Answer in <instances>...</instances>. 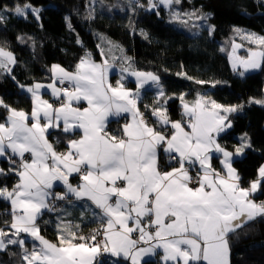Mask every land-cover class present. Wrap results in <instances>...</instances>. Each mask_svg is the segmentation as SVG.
I'll return each mask as SVG.
<instances>
[{"label":"snow or ice","instance_id":"obj_1","mask_svg":"<svg viewBox=\"0 0 264 264\" xmlns=\"http://www.w3.org/2000/svg\"><path fill=\"white\" fill-rule=\"evenodd\" d=\"M161 2L170 5L173 0ZM175 2L179 3V0ZM3 11H13L22 17L30 11L37 18L39 16L38 10L31 5H17ZM4 19L0 14V21ZM256 39L264 44V38ZM251 56V59L241 61L245 69L260 67L258 58H264V52H252ZM0 58H3L0 68L15 63L12 54L2 48ZM53 71L61 83L67 80L73 84L71 91L51 86L57 99L61 95L65 97L59 108L53 109L52 104L41 100L39 89L42 85L37 84L34 89H28L35 100L31 116L9 109L10 126L0 123V156L10 149L13 156L18 155L21 159V170L16 173L19 182L15 188L12 191L0 189V197L10 200L13 208L14 221L9 225L14 230L11 235L28 233L42 245L39 251L33 250L24 256L27 264H93L102 250L110 251L114 256L122 254L131 260V264H140V258L154 254L156 248H163L165 261L174 264H229L227 234L255 216L264 215V204L257 205L249 199L264 181V167L259 169L257 180L251 182L248 189L241 188L240 178L231 164L232 153L221 148L213 135L231 127L230 123H225L227 117L216 110L229 113L236 109L222 108L215 101L211 102V110L202 101L192 107L184 104L190 131L174 122L171 127L175 132L168 138L139 117L136 98L131 93L122 86L114 88L107 83L106 67L82 60L75 73L58 66H54ZM134 75L138 79L144 78L140 80L141 86L149 79L158 81L150 73ZM82 99L87 101L86 108L81 110L72 106L74 101L79 103ZM113 108V114L131 112L133 116V123L124 126L122 137L104 133L105 120ZM41 113L46 120L43 126ZM154 115L162 124L170 123L163 110H154ZM29 119L33 121L31 126ZM61 120L65 132L79 128L83 134L81 139L69 142L70 150L66 154L58 155L48 144L44 132L48 127H58ZM159 144L165 145L164 151L169 153L170 159L179 161V167L167 172L159 170L156 151ZM212 149L223 154L226 177L211 169L208 153ZM242 150L241 147L236 151ZM25 153L31 154V162L24 161ZM48 160H52L51 166ZM186 161L192 164L198 161L202 175L198 178L189 176L184 167ZM81 166H84L83 171ZM73 172L80 173L84 182L79 188H73L68 182ZM3 174L4 170L0 169V175ZM54 180L63 181L70 192L77 197H87L102 210V217L107 218L103 232L98 233L103 237L102 243L97 242L96 235H61L59 245L40 236L36 220L40 210L48 207V189ZM117 181L122 184L117 185ZM193 182L197 187L189 186ZM134 232L138 233L136 239L131 235ZM8 235L0 229V250L7 244H24L23 239L5 242L2 238ZM77 240L81 242L76 243Z\"/></svg>","mask_w":264,"mask_h":264},{"label":"trees","instance_id":"obj_2","mask_svg":"<svg viewBox=\"0 0 264 264\" xmlns=\"http://www.w3.org/2000/svg\"><path fill=\"white\" fill-rule=\"evenodd\" d=\"M149 2L0 0V14L5 17L0 21V48L15 57L12 67L7 64L0 68V101H3L0 123L4 124L11 115L9 109L31 113L33 97L24 89L51 82L54 65L76 72L82 60L101 62L112 54L121 58V50L130 56L125 61L129 60L132 70L156 75L164 89L161 97L153 89L146 90L139 101L140 110L151 118L154 126L163 128L154 110H163L171 122L183 121V103H193L200 97L236 109L227 115L232 129L220 137L219 143L232 152L247 146L246 156L236 160L234 166L241 176V185L248 187L258 178L264 162V106L258 103L264 100V62L260 72L242 77L231 68L229 54L233 42L241 39L235 19L241 21L242 29L264 36V0H179V3L173 0L169 9L158 3L151 9ZM27 4L40 9V20L31 13L22 17L13 11H3ZM174 10L179 18H174ZM199 18H204L207 27L200 26ZM260 48L264 51V45ZM120 78L114 75L111 83L119 85ZM125 84L137 88L132 80ZM49 137L63 153L79 133L59 129ZM214 162L218 165V158ZM0 169L4 170L0 189L12 191L18 183L16 173L21 170L20 164L1 158ZM260 191L257 201L264 202V181ZM66 206L48 211L39 221L41 235L58 245L60 235L54 217ZM13 221L9 200L0 198V229L11 232L9 225ZM104 222V219L83 220L75 233L85 237ZM227 239L231 264H264V216L228 234ZM26 249L30 253L39 251L31 241H26L25 246L10 244L0 252V264H27ZM100 264L131 263L125 259L112 262L110 258Z\"/></svg>","mask_w":264,"mask_h":264},{"label":"crops","instance_id":"obj_3","mask_svg":"<svg viewBox=\"0 0 264 264\" xmlns=\"http://www.w3.org/2000/svg\"><path fill=\"white\" fill-rule=\"evenodd\" d=\"M4 51L8 52L6 50H4ZM12 56L14 57L13 54H12ZM0 59H3V58H0ZM125 59H126V57H124V56H121V58H117L114 54H112L110 56V59L109 58H104L101 62L94 61V60H92L90 58H87L85 60L89 61V63H91V64H98L101 67H106L107 68V72H106L107 83L111 84L112 87H114V88L122 86L123 90L128 91L129 93H131V96L136 98V108L138 109L139 117L143 118V121L145 122V124H147L148 126L152 127L154 129V131L159 132L160 134L164 135L165 137L170 138L171 135L174 134V132H175V129H173L171 127V123H174V122L170 121V123H168L166 125L162 124L163 128H158V127L153 125L152 121H151L150 124L146 122L145 113H143L140 110V108H139V101L141 100V98H142V96H143V94H144V92L146 90L153 89V90L156 91V94L158 96H160V97L164 94V89H163L159 79H158V81H152L150 79L146 80L148 82H145L143 84V86H141V83L138 80L137 76L134 75V73H137L139 71L132 70L130 68V66H129V60L125 61ZM14 60H15V57H14ZM14 64L15 63H9L8 66L12 67ZM54 66H58L59 67V65H54ZM54 66L51 69V78H52L51 82H49V83H36L33 86H31V87L25 88L24 90L33 97L32 93L29 92L28 89L29 88H33L34 89L35 85H37V84L42 85V87L39 89V95H40L41 100L47 101L48 103L53 105V109H56V108L60 107L57 104V101L60 98L57 99V97L53 94V90H52L51 86L54 85L55 88L60 89L59 85H60L61 82H60V79L58 77V74L53 71ZM60 68H63V67H60ZM66 72H68V71H66ZM69 73H75V72H69ZM139 73L149 74V73H145V72H139ZM150 74H152V73H150ZM114 75H120L121 76V78H120L121 79V83L119 85H113L111 83V78ZM152 75H154V74H152ZM154 76H156V75H154ZM140 79H144V78L141 77ZM128 80H132L133 82H135L137 84L136 85L137 88L128 87L125 84V82L128 81ZM64 82H68V83L72 84L71 81L65 80ZM197 101H202L203 103H205L206 108L211 110V102L212 101L210 99L200 97ZM197 101H195L193 103H190V102H185V103H187L189 105V107H192L193 105L196 104ZM121 103H123V101H121ZM77 104H81L82 105V107L79 108L81 110H83L84 108L87 107V101H85L83 99L79 103L74 101L73 102V107H75ZM34 107H35V100L33 98V109H34ZM75 108H77V107H75ZM222 108H226V107H222ZM33 109H32V111H33ZM32 111H31V113H32ZM216 111H219L220 115H224L226 117H227V115H229L230 113L233 112L232 111V112H229V113H224L222 110H216ZM31 113H26V114L31 116ZM113 113H115V108H113L112 112H110L108 114V116H107V118L105 120L106 127L104 128V133H107L109 136L122 137V130H123L124 126L126 124H132L133 123L132 113L131 112H119L118 114H113ZM54 116H55V113L53 111V117ZM123 119L125 120V122L122 123L121 121ZM188 121H189V117L186 115L185 109H184V120L183 121H177L175 123H180L182 125V127H184L185 131H190V128L187 126L188 125ZM32 123H33V121L31 119H29V121H28L29 126H31ZM40 123H41V126H43L46 123V120L43 117V113H41ZM225 123L226 124L230 123L231 127H226V128H224L223 131L219 132L218 134L217 133H213V135L215 136L216 143L219 144L221 148H223L224 150L232 153V156H231L230 160H231L232 167L235 169L236 174L240 178L239 179V185H240L241 188L248 189L250 187V185L248 187H246V188L241 185V176L239 174V171L234 166V162L236 160H241V159H243L246 156V147L247 146H242L243 150L240 153H237V151L236 152L229 151V150H227V149H225L224 147L221 146V144L219 143L220 137H222L224 134H226L227 132H229L232 129V124H231V122H229L228 119L225 120ZM4 124L6 126H10L9 120L7 119V121ZM118 124H120L121 127L117 128L116 126ZM63 127H64L63 121L61 120L58 127L57 126L48 127V128H46V130L44 132V136H45L48 144H50L52 146L53 151H55L58 155L66 154L70 150L69 149V144H68V147H67L66 151L63 152V153H60L58 151V149L55 147V145L53 144V142L51 141L49 135L53 131H56V130H59V129L63 130ZM166 130H169L170 132L166 131ZM68 132H70V133H74V132L79 133V137L74 139V140L81 139L82 134H83V130L79 129V128H74V129H72V130H70ZM104 133H101V134L103 135ZM164 148H165L164 144H159V145H157V148H156L158 168H159V164L162 162L164 168L162 170L159 169L160 171H162V172L172 171L173 168L179 167V161H176V162L175 161H171L170 158H169V153L165 152ZM8 155H12L10 149H6V154L4 156H0V159L1 158H6ZM208 155L210 157L209 163L211 165V169H214L216 172L220 173L221 176H225L226 177L227 169L224 167L223 154L219 153V152H216L215 149H212V150L209 151ZM25 156L28 157V159L26 161L27 162H31V159H32L31 154L30 153H25L24 157ZM14 157L15 158H20L18 155L14 156ZM163 158H165V160H163ZM215 158H218V161H219L218 165H216L215 162H214ZM192 159L195 160V157H193ZM47 163L51 166L52 160H48ZM186 163H189V162L186 161L185 164ZM185 164H184V167H185ZM194 165L196 167H198V169L200 170L201 173H203V169L200 167L198 161H196L194 163ZM61 167H63V166H61ZM81 167L84 168V166H81ZM258 173H259V171H258ZM18 182H19V176H18ZM68 182H69V184L72 185L73 188H79V186L82 183H84L83 180L81 179L79 173H75V172H73L68 177ZM259 191H260V187L257 189L256 192L251 193L250 196H249V199H251L257 205L264 204V202H258L257 201L256 195L258 194ZM48 192L50 193V195L48 196L47 201H46L48 207L42 208L40 210V213L38 214L37 220H36V226L37 227H39V221L44 216V214L47 213L48 211H50L49 207L51 205V202H53L54 199L55 200H59L60 197H62L64 195L75 196L76 197V201L68 203V205L63 210L59 211L54 217L55 226H56V229L58 230L60 236L63 235L65 237H67L69 235V233H75L76 230H77V227L79 225L78 223H80L83 220L95 221V220H101V219L103 220L104 219L106 221V219H107L106 217H102V210L97 208L95 206V204L91 200H89L87 197H77L74 193H72V192H70L68 190L67 185H65L63 183V181H61V180H54L52 182V187L50 189H48ZM0 198H3V197H0ZM112 199L114 201L115 197H113ZM9 202L11 204L10 200H9ZM11 207H12V205H11ZM12 210H13V208H12ZM94 210H96L97 213ZM260 216H264V215H257L253 219H251V220L247 221L246 223H244L242 226H244L248 222H250V221H252L255 218H258ZM144 219H149V217H145ZM234 223H238V221H235ZM129 226L130 227L133 226L131 221L129 222ZM241 227H239V228H241ZM239 228H237V229H239ZM39 229H40V227H39ZM150 230L154 231V229H150ZM13 231H14L13 229L11 230V232L8 231L9 235L7 237H3L2 239H4L5 242L8 239H17V240L23 239L24 240V244L22 246H25L26 241H31L32 243H35L39 247V250L42 247V245H40L39 241L36 240L31 235H29L28 233H23V232L20 233L19 236L21 238H19L18 236L11 235V233ZM230 233H232V232H229L228 234H230ZM39 234H40V236H42L41 232ZM228 234H227V236H228ZM131 235H132V238L135 239L138 236V233L134 232ZM48 241L50 243H53L50 240H48ZM53 244H56V243H53ZM9 245L10 244H7L6 248L3 249V250H0V252L5 251L8 248ZM140 246L149 247V245H147V244H141ZM26 250H28V249H26ZM26 254H30V252L27 251ZM106 254H107L108 257L111 258L112 262H114L117 259H125V260H128L131 263V260L130 259H126L122 254L119 255V256H114V255H112V253L110 251L106 252ZM100 255H101V252L95 257V260H94L93 264H97V259L100 257ZM164 256H165V252H164L163 248H156L154 250V254H149V255H145V256L141 257L140 258V264H144V263H146L148 261H155L158 264H174V262H172V261H167L166 262L165 259H164ZM229 264H231L230 248H229Z\"/></svg>","mask_w":264,"mask_h":264},{"label":"rangeland","instance_id":"obj_4","mask_svg":"<svg viewBox=\"0 0 264 264\" xmlns=\"http://www.w3.org/2000/svg\"><path fill=\"white\" fill-rule=\"evenodd\" d=\"M154 3L156 5H157V3H158V5L159 4H163L168 9L171 8V5H172V3L170 5L164 4V3L161 2V0H150L148 7L151 8ZM27 5H30V4H27ZM21 7H23V6H21ZM31 7L32 8H35L33 6H31ZM35 9L38 10V13L40 12V9L39 8H35ZM30 13L31 12L29 11L28 14L26 16H23V17H27ZM31 14H33V13H31ZM173 15H174V18H177L178 17V13L175 10L173 11ZM35 17L37 18L36 15H35ZM37 20H40L39 19V16H38ZM235 20L239 23L238 24V26H239L238 27L239 28V30H238V37L241 38V39H239V40L236 39L233 42L232 49H231V52L229 54V61H230L231 68L234 71H236L238 75L244 77V76H246V75H248L250 73L260 72L262 70V68H263L264 58H258V59H260V67H258V68H248V69H245V67L241 63V61H245V60L251 59L252 58V56H251V53L252 52H264L263 49L260 48V46H262L264 44H260L257 41V39H256V38H264V36H262L260 34H257V33H252V32H249V31H246V30L242 29L240 27L241 21L239 19H235ZM199 21H200V26L201 27H207V24L204 21V18H199ZM115 45H118V44H115ZM118 46H116V47H118ZM118 49L119 48H113L112 50H116L117 51ZM124 53H123V51L120 50V55H122V56H124L126 58L130 57L128 54H125L124 55ZM233 64L236 65L235 68L233 67ZM59 67H61V66H59ZM138 80L140 81L141 79H138ZM146 82H148V81H146ZM59 87L61 89V84L59 85ZM258 103L260 105L264 106V100L258 101ZM184 104H187V103L184 102L183 105ZM228 108H232V107H228ZM260 167H264V162H263V164ZM82 170H83V167H82ZM79 175H80V173H79ZM64 196H66V195H64ZM64 196H62V197H64ZM53 202L54 203L56 202L55 199L53 200ZM53 202H51V205L53 204ZM51 205H50V207H51ZM19 238H21V237H19ZM98 261H99V258L97 259V264H99Z\"/></svg>","mask_w":264,"mask_h":264},{"label":"built area","instance_id":"obj_5","mask_svg":"<svg viewBox=\"0 0 264 264\" xmlns=\"http://www.w3.org/2000/svg\"><path fill=\"white\" fill-rule=\"evenodd\" d=\"M61 84V89H68L69 91L72 90V85L68 82H63L60 83ZM65 100V97L61 96L60 99L57 101L58 106H61L62 102ZM82 105L78 104L77 108H81ZM145 120L147 123H151V118H149L146 114H145ZM122 123L125 122V120L123 119L121 121ZM121 127L120 124L117 125V128ZM169 131V130H166ZM170 132V131H169ZM7 159L10 160L11 162H18L19 164H21V159L20 158H15L13 155H8ZM28 159L27 156L24 157V161H26ZM163 160H165V158H163ZM162 160V161H163ZM171 161H178L176 159H170ZM163 164L162 162L159 164V169L162 170ZM185 169L188 171L189 176H192L194 178H198L199 175H202V173L200 172V170L198 169V167H196L194 164L192 163H186L185 164ZM83 171V170H82ZM122 184V181H118L117 185ZM190 187H197V185L193 182L192 184L189 185ZM56 202L51 205L50 207V211H57L58 209L63 208L64 206H66L69 202H74L76 201V197L75 196H64L63 199L60 200H55ZM103 232V226L100 227H96L91 229L86 235L85 237H91L92 235H96L97 236V242H101L103 241V237L102 235H99L98 233ZM138 238V236L136 237ZM135 238V239H136ZM110 261V257L107 256L106 252H104L103 250L101 251V255L99 257V261L98 263L100 264L101 262H108Z\"/></svg>","mask_w":264,"mask_h":264},{"label":"water","instance_id":"obj_6","mask_svg":"<svg viewBox=\"0 0 264 264\" xmlns=\"http://www.w3.org/2000/svg\"><path fill=\"white\" fill-rule=\"evenodd\" d=\"M261 194H262V191H259L258 194L256 195V197L258 198ZM18 237H20V236H18Z\"/></svg>","mask_w":264,"mask_h":264}]
</instances>
